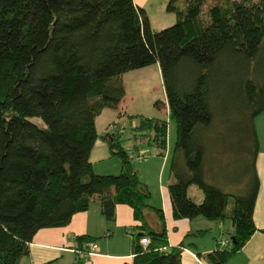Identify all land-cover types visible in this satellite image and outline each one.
Instances as JSON below:
<instances>
[{
  "label": "trees",
  "instance_id": "trees-1",
  "mask_svg": "<svg viewBox=\"0 0 264 264\" xmlns=\"http://www.w3.org/2000/svg\"><path fill=\"white\" fill-rule=\"evenodd\" d=\"M207 3L169 0L177 21L155 30L135 0H0V264H20L40 229L67 225L95 197L108 220L115 219L117 204H127L140 222L133 262L125 264H182L185 244L170 245L164 211L150 204L149 186L133 166L142 148L166 155L168 120L129 115L137 119L129 149L114 123L103 137L121 160L120 173L99 174L90 160L97 117L119 109L126 96L124 74L154 63L160 64L169 116L178 123L169 184L174 217L232 221L235 241L207 253L211 264H225L258 230L254 120L264 113V81L256 71L241 82L245 120L233 132V158L216 149L208 157L206 132L216 120L214 71L230 55L253 64L264 48V0H219L206 14ZM244 159L252 163L245 179L220 174V167ZM209 167L214 183L206 179ZM244 180L247 186L234 192L232 184ZM193 184L204 194L199 203L188 192ZM143 238L150 242L142 244Z\"/></svg>",
  "mask_w": 264,
  "mask_h": 264
},
{
  "label": "rangeland",
  "instance_id": "rangeland-1",
  "mask_svg": "<svg viewBox=\"0 0 264 264\" xmlns=\"http://www.w3.org/2000/svg\"><path fill=\"white\" fill-rule=\"evenodd\" d=\"M219 0H208L206 8L204 9L207 14L208 7L217 3ZM168 4V3H167ZM167 13V17H166ZM165 15V16H163ZM170 15V16H169ZM156 17V18H155ZM153 21V29L161 30L167 28L177 21V15L174 12H170L167 10H163V12L157 11L156 16ZM256 71V74L259 76L261 81H264V48L260 54V57L253 64L245 61L242 57H234L228 56L226 57L221 65L214 72V84H213V107L216 111V120L212 126V129H209L206 132L208 139V157L212 155L213 150H224L223 152L230 153L231 158L232 151L234 149V141L236 137H234L233 132L236 130V125L240 126L242 122L244 123V116L240 115V109L243 105V100L238 98L241 90V82L246 79L250 72ZM124 81L127 86L128 93L134 96V99H131L128 103L127 110L133 114L138 115L142 114L149 117H159L168 120V128L170 132V137L172 140L171 149L169 150V144L167 148V152H170V157L168 159L163 156H159L153 148H142L141 151L144 152V155L148 157L149 162H140L133 160V166L141 175L143 181L147 182L149 189L151 191V198L149 200L151 205H155L156 207L163 205V202L167 203L169 207H171L170 196H169V183L173 181V177L170 171V162L173 154V150L178 138V123L176 119L169 116L168 113V104L166 98V91L163 84V78L161 73V68L159 63H154L148 65L143 68L131 70L124 74ZM114 110V109H113ZM222 110L225 112L223 117L220 115ZM112 109H106V112L101 114V116L96 119L97 121V130L99 132V139L101 136L105 134L107 131L113 132L117 126L114 125L115 122L111 123L109 121L108 113H110ZM39 120V119H37ZM226 120V123L222 121ZM119 124L120 131L123 132L122 140L125 148L129 149L134 146V142L132 139V131L133 126L137 122V119L131 118L127 116L126 118H122L120 121H117ZM223 125V129H220L218 133H214V136L217 140H213L211 138V134L217 131V128L220 124ZM108 127V129L106 128ZM210 136V139H209ZM169 139V133H168ZM210 150V153H209ZM220 158V155L218 156ZM226 160L225 157L221 158ZM211 159H208L209 163H211ZM223 160V161H224ZM151 162V163H150ZM225 162V161H224ZM102 163V162H101ZM152 164V165H151ZM118 167L121 168V160L118 157H114L108 162H103L102 165L98 164V167L110 168V167ZM119 168V170H120ZM237 169L236 174H231L230 170ZM250 168L252 169V163L248 160H242L238 165L227 164L220 167V174L226 176L224 179L230 180L232 177H235L237 180H243L250 174ZM207 171V181L214 183L211 179L212 170L211 167L208 168ZM112 173V174H118ZM219 172L218 175L220 176ZM221 177V176H220ZM222 178V177H221ZM247 186L245 184V180L241 183L235 181L232 186L235 187L234 192L239 187ZM229 190L232 191L230 187ZM189 195L192 196L198 203L201 202L203 198V191L197 184H193L191 189L189 190ZM95 199H99L96 197ZM95 200L92 203V207H94ZM130 209L129 206H126ZM163 207V206H162ZM93 209V208H91ZM165 210V208L163 207ZM148 212H155L154 210H148ZM172 212V211H171ZM167 228L169 233V240H173L174 242H180L183 240L186 246H189L194 252L198 253V248L193 245L192 242L198 244L200 248L205 246L208 242H216V238L221 241L230 240V230L233 229V224L230 219L224 221V227L222 224H218L217 222H213L212 220H202V221H194L189 218H175L172 213H170L169 217L166 218ZM134 223V222H133ZM133 223H130L127 228H130ZM110 226L113 230L116 231V240H122L124 235H126V228L124 219L118 220L116 222H111ZM177 226H180L181 231H178ZM211 226L212 232H207L204 236H198L196 234H192L190 229H198V228H207ZM131 229V228H130ZM137 232H141L137 229ZM128 233V232H127ZM130 236V233H128ZM222 244V243H221ZM223 245V244H222ZM82 258V257H81ZM77 261H81L80 258ZM248 261L244 256H241L238 260V263L246 264ZM248 264V263H247Z\"/></svg>",
  "mask_w": 264,
  "mask_h": 264
},
{
  "label": "crops",
  "instance_id": "crops-1",
  "mask_svg": "<svg viewBox=\"0 0 264 264\" xmlns=\"http://www.w3.org/2000/svg\"><path fill=\"white\" fill-rule=\"evenodd\" d=\"M168 1L169 0H135V2L138 5L146 9L152 25L154 19L156 18L155 17L156 12L157 11L163 12V10H167ZM166 17H167V13H166ZM131 99H134V96L128 93L126 86V96L122 100L119 109H114V110L112 109V111L108 113V116L110 117L109 121H111V123L113 122L118 123L117 121H120L122 118H126L127 116L132 115L127 110L128 103ZM104 112H106V109L101 114H103ZM101 114L99 116H101ZM254 123L258 138V152L255 158V169L259 178V190L255 202L253 217L258 230L253 234V236L249 239V241L245 244V246H243L241 250L233 254L226 261L225 264H241L238 263V260L241 256H244L248 260L246 261V264L247 263L264 264V113L258 114L255 117ZM96 126H97V121H96ZM106 128L108 129V127ZM168 133H169L168 144L170 150L172 140L170 137V132ZM104 135L105 134L101 136V139H99L100 138L99 137L95 142V145L90 155L91 163L93 164L95 172L99 174L117 173L118 171H121L120 166L118 167L113 166L110 168L98 167L99 163L100 165H102L103 162H108L114 157H118L117 155L114 154L108 140L103 137ZM163 157L164 158L168 157L169 159L170 152L169 153L166 152V155ZM143 162H149V160L147 159ZM191 187L192 186H190L189 190L191 189ZM94 200H95V203L93 205L94 207H92V203H93L92 202L87 210L77 212L76 214H74L73 217L71 218V221L67 225L46 227L40 229L35 234L32 242H30L29 255L23 257L22 260L20 261V264L132 263L134 259L133 238L136 234L139 233L137 232V229L141 231L140 222L135 219L133 208L127 204H117L115 208V213H116L115 219L111 221L108 220L106 216L103 214L100 199H94ZM170 204L171 207H169L165 202H163V205L158 206L161 207L162 209L163 207L165 208V210L163 209L165 214V220L166 218L169 217L170 213L173 214V206L172 203ZM126 206H129L130 209H128ZM153 206L156 207V204L155 205L153 204ZM149 217H150V222L153 223L152 225L154 227H159V225L156 223L157 215L155 214V212L154 213L149 212ZM121 219L122 220L124 219L125 228L127 232L130 233V236L126 232V235H124L122 240H116L115 238L116 231L111 228L110 223L116 222ZM191 220L202 221V220H207V218L198 217ZM212 221L214 222V220ZM130 223H133V225L130 227L131 229L127 228V226ZM217 223L222 224L224 227V221ZM166 225H167V221H166ZM177 229L178 231H181L180 226H177ZM200 230H207V232H212L213 229L211 226H209L207 228H198L196 230L190 229L189 231L192 234H196L198 236H204L207 233L205 232L201 234ZM232 230H230L229 232L231 233ZM167 233H168V228H167ZM169 233H168V238H169ZM81 235L89 236L93 240L89 242L85 241L81 243L77 240V237ZM182 242L183 240L180 241L179 243L174 242L173 240L171 241L169 240L171 246H178ZM192 243L198 248L199 252L196 253L191 248H189V246L185 245L181 255L182 264H211L207 260L206 254L214 250H217L219 248H223L220 246L221 245L220 240L217 238L215 243L212 241L208 242L202 248H200L197 243L195 242ZM86 248L87 250L91 251V254H89L88 256H84L80 254L79 250L83 251ZM78 258H80L81 261H77Z\"/></svg>",
  "mask_w": 264,
  "mask_h": 264
},
{
  "label": "built area",
  "instance_id": "built-area-1",
  "mask_svg": "<svg viewBox=\"0 0 264 264\" xmlns=\"http://www.w3.org/2000/svg\"><path fill=\"white\" fill-rule=\"evenodd\" d=\"M135 159L138 160V161H143V160L145 161V160L148 159V157H146L145 155H143V152H142L141 154L137 155V157H135ZM149 242H150V239L149 238H143L141 240V243L144 244V245H147ZM229 243H230V240H227V239L220 242V244L222 246H227ZM79 252H80V254H82L84 256H88L89 254H91V251H89V250H83V251L79 250Z\"/></svg>",
  "mask_w": 264,
  "mask_h": 264
},
{
  "label": "water",
  "instance_id": "water-1",
  "mask_svg": "<svg viewBox=\"0 0 264 264\" xmlns=\"http://www.w3.org/2000/svg\"><path fill=\"white\" fill-rule=\"evenodd\" d=\"M231 240L234 242L235 241V238L234 237H231Z\"/></svg>",
  "mask_w": 264,
  "mask_h": 264
}]
</instances>
